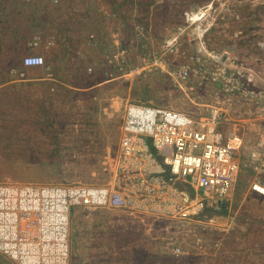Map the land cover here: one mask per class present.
Segmentation results:
<instances>
[{"label":"rangeland","instance_id":"rangeland-1","mask_svg":"<svg viewBox=\"0 0 264 264\" xmlns=\"http://www.w3.org/2000/svg\"><path fill=\"white\" fill-rule=\"evenodd\" d=\"M262 38L264 0H0V183L105 184L128 103L197 114L210 85L181 67L196 66L200 45L228 47L264 76ZM30 54L44 57L30 74L52 80L18 81ZM251 175L243 168L225 208L205 212L235 215L223 229L197 223L185 235L151 216L72 207L68 264H264V196ZM194 228L203 249L173 253L170 241ZM0 264L19 263L0 252Z\"/></svg>","mask_w":264,"mask_h":264},{"label":"built area","instance_id":"built-area-1","mask_svg":"<svg viewBox=\"0 0 264 264\" xmlns=\"http://www.w3.org/2000/svg\"><path fill=\"white\" fill-rule=\"evenodd\" d=\"M189 18L200 19L196 13ZM88 41L97 45L94 33ZM256 44L264 51V38ZM198 51L196 66L183 65L177 74L196 78L198 86L209 83L203 110L191 114L128 103L105 184L0 183L1 253L19 264H68L72 207L151 216L163 219L166 231L175 226L185 235L197 223L231 227L235 215L205 212L225 208L243 168L252 173L250 190L264 196L262 70L228 47L215 51L200 45ZM43 64L39 54L22 58L25 67ZM56 228L62 238L52 236ZM195 228L190 239L170 241L173 253L203 249L204 237Z\"/></svg>","mask_w":264,"mask_h":264},{"label":"crops","instance_id":"crops-1","mask_svg":"<svg viewBox=\"0 0 264 264\" xmlns=\"http://www.w3.org/2000/svg\"><path fill=\"white\" fill-rule=\"evenodd\" d=\"M12 71V70H11ZM30 71H32V67H26L24 70L22 71H18V75L23 76L21 78V80L19 79L18 81H22V82H35V83H47L48 81L52 80L51 74L50 73H40L36 74V75H31Z\"/></svg>","mask_w":264,"mask_h":264},{"label":"bare ground","instance_id":"bare-ground-1","mask_svg":"<svg viewBox=\"0 0 264 264\" xmlns=\"http://www.w3.org/2000/svg\"><path fill=\"white\" fill-rule=\"evenodd\" d=\"M52 236H53L54 238L58 239V238H62L63 235H62L61 230H60L59 228H56V229L53 231ZM59 241H61V240H59Z\"/></svg>","mask_w":264,"mask_h":264}]
</instances>
